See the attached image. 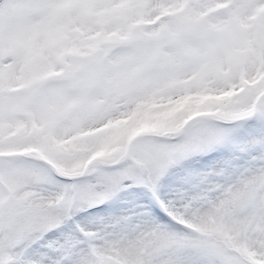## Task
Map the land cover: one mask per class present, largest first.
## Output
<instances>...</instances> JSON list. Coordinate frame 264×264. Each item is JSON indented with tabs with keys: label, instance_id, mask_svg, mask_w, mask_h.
Here are the masks:
<instances>
[{
	"label": "snow or ice",
	"instance_id": "snow-or-ice-1",
	"mask_svg": "<svg viewBox=\"0 0 264 264\" xmlns=\"http://www.w3.org/2000/svg\"><path fill=\"white\" fill-rule=\"evenodd\" d=\"M0 264H264V0H0Z\"/></svg>",
	"mask_w": 264,
	"mask_h": 264
}]
</instances>
